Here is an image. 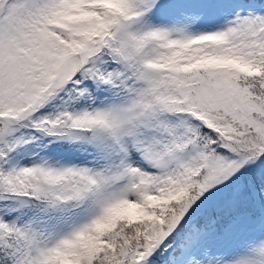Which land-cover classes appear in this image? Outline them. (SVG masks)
Masks as SVG:
<instances>
[{
  "label": "snow or ice",
  "instance_id": "snow-or-ice-1",
  "mask_svg": "<svg viewBox=\"0 0 264 264\" xmlns=\"http://www.w3.org/2000/svg\"><path fill=\"white\" fill-rule=\"evenodd\" d=\"M0 264H264V0H0Z\"/></svg>",
  "mask_w": 264,
  "mask_h": 264
}]
</instances>
